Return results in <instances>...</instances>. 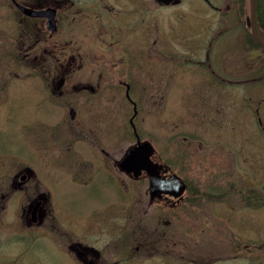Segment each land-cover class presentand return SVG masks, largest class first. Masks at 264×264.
<instances>
[{"label": "flooded vegetation", "instance_id": "1", "mask_svg": "<svg viewBox=\"0 0 264 264\" xmlns=\"http://www.w3.org/2000/svg\"><path fill=\"white\" fill-rule=\"evenodd\" d=\"M248 1L249 15H246V0H229L224 7L209 4L220 14L217 28L214 34L204 36L205 44L192 51L187 50L183 19L177 16L182 28L173 27L171 16L165 13L182 5L183 0H173L169 4L157 0H0V10L4 11L0 14V37L6 39L2 51L5 59L23 70L22 76L16 79L23 83L20 88L33 102L31 111L40 113L47 107L52 113H61L56 125L49 128L57 135L53 139L50 136L51 143L70 156L73 171L70 176L74 180L92 175V164L87 161L91 155L100 168L114 172L111 177L120 184L126 181L134 185L142 181L149 183L148 174L143 172L136 177L120 167L125 151L148 142L140 136L136 124L137 113H141L140 99L149 102L150 110L146 113H166L170 95L167 86L155 83L157 78L141 79V68H154L177 55L180 58L192 55L193 62L205 69L209 78L200 84L202 90L193 92V96L202 93L196 104L200 108L189 105L187 113H192L197 122H203V117L212 113L211 130L217 139L220 138V113L223 122L229 123L228 129L236 122L233 117L228 121L224 117L237 113L231 111L230 105L236 107L235 99H242L235 89L243 86L248 101H256L254 109L244 112L254 117L252 130L256 138L253 140L249 134L251 126L239 130L232 128V136L236 138L232 139L233 143L229 142L233 145L228 158L214 147L212 159L207 164L213 167L208 182H212L217 203L221 197L229 198L231 205L227 207L232 213H264V49L256 41L251 24L248 26L252 21L251 0ZM258 5L262 15L261 22L257 16V28L264 41V0H258ZM224 10L226 13L222 14ZM225 32L232 42L220 45ZM160 101L165 104L163 110L158 109ZM204 105L206 110L202 108ZM115 113H133L128 125L120 127L123 130L121 143L130 142L131 145L121 152L119 159L112 157L110 164L107 159L113 154L106 150L108 143L105 141L114 130L111 124L118 122ZM171 137L169 132L172 142ZM186 145L191 152L204 150L192 146L187 139ZM152 161L159 166L162 178L181 175L157 150ZM202 167L199 171L208 172V168L202 170ZM76 170L78 172L74 173ZM37 177L30 168L24 167L14 174L7 186L15 193L25 192V187H31ZM130 192L136 214L130 213V216L137 220L125 224L133 230L134 237L130 241L126 239L125 242L122 234L115 232L116 227L110 228L115 237L107 239L106 228L89 225L87 229L98 232L97 238L90 240L79 236L71 226L62 228L55 220L50 222L51 205L43 192L37 193L35 198L40 201L36 214L39 222L25 225L36 229L49 225L59 246L78 264H150L156 249L161 250L157 248L156 238L141 233L140 214L152 213L154 217L158 214V222L167 227L170 222L165 216L192 204L194 198L198 202L199 198L200 202L212 199V204L217 205L214 195H204L199 190L191 195L187 189L180 200L169 195L152 199L150 189H146L144 195L136 194L140 191L135 189ZM246 216L245 220L251 222V215ZM163 241V251L170 258V243L167 238Z\"/></svg>", "mask_w": 264, "mask_h": 264}, {"label": "rangeland", "instance_id": "2", "mask_svg": "<svg viewBox=\"0 0 264 264\" xmlns=\"http://www.w3.org/2000/svg\"><path fill=\"white\" fill-rule=\"evenodd\" d=\"M227 2L229 0H183L182 5L170 8L165 13L171 16L173 27L182 28L177 16L183 19L187 50L195 51L205 44L204 36L214 34L217 28L216 20L220 14L210 6L224 7ZM224 13L226 10L222 12ZM0 14H4V11L0 10ZM249 14L250 3L246 0V15ZM5 41L4 36L0 37V264H75L65 255L49 225L28 230L22 224L21 207L30 203L40 192L50 195L51 217L62 224V227L71 226L79 236L90 240H95L98 232L87 229L89 225L101 226L103 230L106 228L107 239L115 237V234L110 233V228L116 227L118 230L115 232L122 234L124 241H130L134 237L133 230L130 226L126 228L125 224L137 221L132 219L135 214L132 207L135 203L130 191L135 189L140 191L136 194L144 195L143 192L148 189L147 182L120 184L111 177L115 173L100 168L91 155L87 161L92 164V175L77 178L78 180L72 179L70 156L62 149L57 150L51 143L50 136L53 139L57 135L49 128L56 125L61 113H52L47 107L42 108L40 113L31 111L33 102L20 88L23 83L15 79L16 76H22L23 70L5 59L6 54L2 51ZM231 42L232 39L225 32L219 44L228 45ZM193 59L192 55L183 58L177 55L169 62L154 68L140 69L141 79L157 78L155 83L167 86L170 95L166 103V113H146L150 110L149 102L140 99L141 113H138L136 124L140 136L150 140L161 158L171 164L172 169L181 174L182 178L187 179L192 190L191 195L193 191L203 189L206 195L212 196L207 186L210 184L208 177L211 174H203L199 169L203 166L202 170L208 168V172L212 171L213 167H208L207 164L214 146H218L220 154L228 158L233 145L229 142L233 143L232 139L236 138V135L235 138L232 136V128L239 130L247 125L251 126L249 134L255 140L256 133L252 130L254 117L244 112L254 109L256 101H248L246 88L241 86L238 90L239 86H236L235 92L241 94L242 99H239V104L235 99L236 107L230 105V108L237 113H229L230 116L224 117L225 121L233 117L236 122L228 129L229 123L223 122L220 113L221 137L217 139L211 131L212 113L204 116L203 122H197L192 113H187L189 105L195 109L200 108L196 104L202 93L200 91L193 96V92L202 90L200 84L209 78L205 69L199 67ZM220 72L223 73L221 66ZM232 91L234 92L233 88ZM157 106L163 110L165 104L160 101ZM202 108L206 110L207 106ZM227 108L230 109L229 106ZM115 116L118 122L111 124L114 130L105 141L108 143L106 150L113 154L107 159L110 164L112 157L119 159L121 152L131 145L130 142L121 143L123 130L120 127L128 125L132 113H115ZM169 132L172 134V142L169 141ZM184 139L192 142V146L202 147L204 150L196 149V154L191 152L185 147ZM190 162L198 169L189 164ZM24 167L32 169L38 175L37 179L31 187H25V192H11L7 186L9 180ZM88 177L91 179L87 180ZM229 204L227 201L225 205ZM200 205L194 202L169 213L165 216V220L170 222L167 227L158 222L156 210H153L155 217L152 213L140 214L141 233L146 237L156 238L159 241L157 248L161 250L156 249L157 253L150 264H264V247H261L264 244V217H260L264 215L262 211L250 213L253 218L248 223L244 218L247 215L245 213H240L237 217V213L220 212L217 207L211 212L212 207L208 202L202 203V208ZM164 238L170 243L171 259L163 251ZM245 243L251 244L252 249L245 247ZM181 255L186 256L183 258Z\"/></svg>", "mask_w": 264, "mask_h": 264}, {"label": "water", "instance_id": "3", "mask_svg": "<svg viewBox=\"0 0 264 264\" xmlns=\"http://www.w3.org/2000/svg\"><path fill=\"white\" fill-rule=\"evenodd\" d=\"M164 4H169L173 0H157ZM256 12L257 0H252V29L257 42L264 48V43L260 40L257 33L256 26ZM249 24H251L249 22ZM154 149L150 144H141L137 147L131 148L121 164V168L127 173H134L138 177L142 171H146L151 176V191L152 197H161L162 194H170L175 198L181 196L185 186L177 178L173 177L169 180H163L158 174V167L153 164L151 157L153 156ZM40 204L37 203L34 213L37 212ZM31 209H34L31 207ZM36 216V215H35ZM35 216L33 221H36Z\"/></svg>", "mask_w": 264, "mask_h": 264}, {"label": "trees", "instance_id": "4", "mask_svg": "<svg viewBox=\"0 0 264 264\" xmlns=\"http://www.w3.org/2000/svg\"><path fill=\"white\" fill-rule=\"evenodd\" d=\"M262 15V13L261 12H259V21L261 20V16ZM261 22V21H260Z\"/></svg>", "mask_w": 264, "mask_h": 264}]
</instances>
